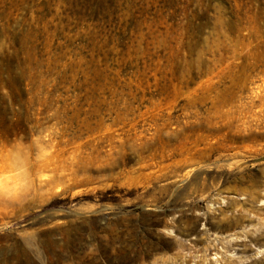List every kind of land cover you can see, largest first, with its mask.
Segmentation results:
<instances>
[{
	"label": "rangeland",
	"instance_id": "rangeland-1",
	"mask_svg": "<svg viewBox=\"0 0 264 264\" xmlns=\"http://www.w3.org/2000/svg\"><path fill=\"white\" fill-rule=\"evenodd\" d=\"M21 158L0 264H264V0H0Z\"/></svg>",
	"mask_w": 264,
	"mask_h": 264
},
{
	"label": "clouds",
	"instance_id": "clouds-1",
	"mask_svg": "<svg viewBox=\"0 0 264 264\" xmlns=\"http://www.w3.org/2000/svg\"><path fill=\"white\" fill-rule=\"evenodd\" d=\"M25 169L23 167V160H19L17 162V175L21 177V180L15 184V186L5 189L2 181H0V199L8 198L11 199L13 197L19 198L23 195L24 189L26 187V182L23 179V173Z\"/></svg>",
	"mask_w": 264,
	"mask_h": 264
},
{
	"label": "bare ground",
	"instance_id": "bare-ground-1",
	"mask_svg": "<svg viewBox=\"0 0 264 264\" xmlns=\"http://www.w3.org/2000/svg\"><path fill=\"white\" fill-rule=\"evenodd\" d=\"M221 216H223L224 219L214 226L218 234L235 232L243 224L242 218L235 220L234 218L227 217L225 213H222Z\"/></svg>",
	"mask_w": 264,
	"mask_h": 264
}]
</instances>
